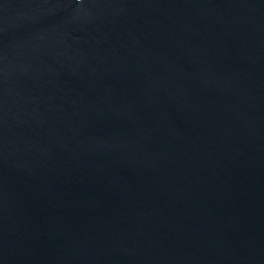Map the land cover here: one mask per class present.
I'll return each mask as SVG.
<instances>
[{
    "label": "water",
    "instance_id": "water-1",
    "mask_svg": "<svg viewBox=\"0 0 264 264\" xmlns=\"http://www.w3.org/2000/svg\"><path fill=\"white\" fill-rule=\"evenodd\" d=\"M0 264H264V0H0Z\"/></svg>",
    "mask_w": 264,
    "mask_h": 264
}]
</instances>
